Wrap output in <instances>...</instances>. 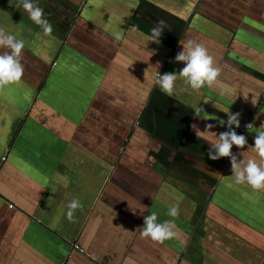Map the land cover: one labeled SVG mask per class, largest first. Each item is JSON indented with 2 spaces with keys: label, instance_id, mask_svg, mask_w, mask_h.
Returning <instances> with one entry per match:
<instances>
[{
  "label": "crops",
  "instance_id": "crops-1",
  "mask_svg": "<svg viewBox=\"0 0 264 264\" xmlns=\"http://www.w3.org/2000/svg\"><path fill=\"white\" fill-rule=\"evenodd\" d=\"M33 3L51 35L0 0V27L25 42L22 80L0 96V264H264V190L235 184L231 157L208 156L230 110L238 135L253 124L237 162L260 159L264 0ZM189 39L221 74L199 91L178 78L169 97L155 81L185 66L175 56ZM73 198L83 207L70 222ZM174 204L177 237L142 238L144 217L172 220Z\"/></svg>",
  "mask_w": 264,
  "mask_h": 264
},
{
  "label": "clouds",
  "instance_id": "clouds-1",
  "mask_svg": "<svg viewBox=\"0 0 264 264\" xmlns=\"http://www.w3.org/2000/svg\"><path fill=\"white\" fill-rule=\"evenodd\" d=\"M19 2L22 4L23 9L28 12L29 18L43 29L44 34L51 35L53 28L51 23L45 18L44 10L34 4L33 0H19ZM166 26V22L160 20L157 26L151 29V35L148 37V40L160 44L161 36ZM113 35L117 41L123 38L120 32H116ZM181 44L183 46L182 51L175 56V61L184 62L185 66L178 73L166 72L163 75H159L155 81L169 97L174 95L175 83L178 78H181L191 89L199 91L205 86L211 88L216 84L222 71L221 67L217 65L215 57L209 53L204 44L191 39ZM0 48L10 50L0 53V96H4L6 95L7 87L19 84L24 75V65L21 61L23 59L25 42L7 33L4 28L0 27ZM201 112L203 110L199 109L195 114L201 115ZM225 113L227 114V120H220V124L224 125L226 123L229 131L221 132L218 139L211 143V148H214L216 151L213 154L211 149H209V158L217 160L220 157H231V169L234 174L235 184H247L256 191L264 190V126L256 131L257 134L254 138V149L260 157L259 161L249 159L246 162L242 161L238 163L231 149L233 145L243 148L247 144V138L245 135H238L232 127L233 125L236 128L240 126V113H232L230 110ZM212 127L213 125L211 124L207 125L209 129ZM246 127L251 129L253 124L249 123ZM82 207L83 205L80 200L73 198L67 204V219L70 222H75L74 213ZM142 213L143 211L141 210ZM179 214V206L174 204L169 208L167 213L168 216L173 218L172 220L157 222L158 218L155 212L145 216L143 227L141 228V237L150 238L158 244H163L166 240L176 238L175 218H178Z\"/></svg>",
  "mask_w": 264,
  "mask_h": 264
},
{
  "label": "built area",
  "instance_id": "built-area-1",
  "mask_svg": "<svg viewBox=\"0 0 264 264\" xmlns=\"http://www.w3.org/2000/svg\"><path fill=\"white\" fill-rule=\"evenodd\" d=\"M248 124H246V125H248ZM246 125L242 126L240 128V134L245 135V136L247 135V131H248V128L246 127ZM243 149H244V146H243V148L236 147V150H243ZM236 150L232 151V154H235ZM3 159H5V157H3Z\"/></svg>",
  "mask_w": 264,
  "mask_h": 264
},
{
  "label": "rangeland",
  "instance_id": "rangeland-1",
  "mask_svg": "<svg viewBox=\"0 0 264 264\" xmlns=\"http://www.w3.org/2000/svg\"><path fill=\"white\" fill-rule=\"evenodd\" d=\"M234 149H235V148H234ZM234 149H233V150H234Z\"/></svg>",
  "mask_w": 264,
  "mask_h": 264
}]
</instances>
